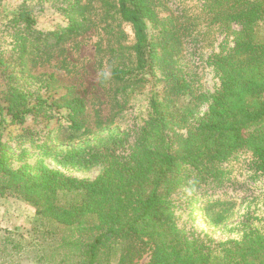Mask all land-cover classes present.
Wrapping results in <instances>:
<instances>
[{
	"label": "trees",
	"instance_id": "trees-1",
	"mask_svg": "<svg viewBox=\"0 0 264 264\" xmlns=\"http://www.w3.org/2000/svg\"><path fill=\"white\" fill-rule=\"evenodd\" d=\"M40 1L54 3L67 23L54 31L36 30L31 12L23 5L11 17L10 58L14 57L18 70L11 76L16 83L0 99V126H21L27 115L65 110L71 134L63 141L72 143L77 140L73 133L83 130V100L71 97L66 89L49 104L39 92H31L28 82L49 90L53 75L46 79L31 75L24 55L30 41L58 46L79 34L86 18L80 0ZM169 1H117L120 19L134 32L135 61L133 66L123 64L111 72L118 85L112 119L128 110L129 99L146 83L150 115L142 125L121 133L113 148L87 147L62 157L63 165L81 169L103 164L95 180L69 178L42 163L14 169L0 141V195L23 198L36 208L37 221L51 222L71 233L60 239L61 257L54 261L51 253L45 257L47 264H110L118 255L123 264L130 259L132 240H146L151 246V264H264L261 229L245 224L240 240L216 243L187 227L177 215L185 204L191 212L198 206L205 213L206 205L225 201L204 200L197 205L187 196L184 205L176 202L186 190L193 193L201 188L206 194L214 184L220 186L227 176L220 164L239 155L250 156V169L264 174V0H199L200 7L182 0L174 7ZM156 8L170 12L173 23L174 35L163 38V43L149 35L148 27L160 24ZM233 25L240 31L233 33ZM216 32L234 35L233 47H223L210 59L220 74V88L206 114L173 152L166 139L167 127L185 125L196 108L189 101L186 108L173 110L175 101L186 95L193 102L198 100L191 89L197 75L186 73L187 66L178 67V58L186 57L193 46L201 50L204 44L211 45ZM157 83H163L160 93L154 89ZM61 129L58 125L55 131ZM226 214L227 209L213 218L204 216L211 227H217L228 219Z\"/></svg>",
	"mask_w": 264,
	"mask_h": 264
},
{
	"label": "rangeland",
	"instance_id": "rangeland-1",
	"mask_svg": "<svg viewBox=\"0 0 264 264\" xmlns=\"http://www.w3.org/2000/svg\"><path fill=\"white\" fill-rule=\"evenodd\" d=\"M118 0H80L86 18L82 31L66 38L58 46L50 43L30 41L24 55L26 69L33 76L46 79L53 75L50 89L40 88L39 84H26L31 92H39L50 104L69 89L71 97L83 100L86 111L82 120L83 130L73 133L77 140L72 143L63 141V137L71 134L67 130L65 110L54 112L43 111L26 116L21 126H0V141L3 151L8 155L9 163L14 169L24 165L34 166L42 163L66 177L77 180H95L102 172L104 165L99 164L87 169L78 166H67L61 163L62 157L87 147L97 149L113 148L114 140L122 137L121 133L129 131L133 125H142L150 115L149 83L136 90L129 99V108L120 117L114 116V91L118 86L111 79L114 68L123 64L133 66L134 54L131 47L134 43V32L130 25L124 23L118 14ZM179 0H170L169 6H176ZM190 5L201 6L199 0H182ZM24 6L31 12L35 21V29L54 31L67 23L64 16L56 10L52 2L40 0H0V99L7 87L16 82L11 79L13 71H17V62L10 58L13 48V29L8 25L11 17ZM160 24L149 26V35L158 43L170 39L173 23L170 12L156 8ZM231 31H240L238 25L231 26ZM261 35H264V30ZM212 36V35H211ZM233 34L216 32L211 38V45L204 44L201 50L194 47L188 50L186 57L178 58V67H188L186 73L197 81L191 88L198 98L196 102L189 96L179 97L173 107L182 110L189 101L192 108L185 125L171 123L166 129V139L172 151L177 152L181 143L189 136V132L197 126L209 109L211 99L220 88V74L210 63L213 55L219 54L222 48L233 47ZM50 42V41H49ZM149 80V78L147 79ZM22 83V79L19 80ZM163 83L155 85V91L161 92ZM192 105V107H193ZM112 122V123H111ZM61 126V130L55 129ZM88 131L91 135H87ZM250 156L239 155L221 163L227 176L220 186L214 184L206 194L202 189H194L193 193L185 191L181 200L184 205L188 198L198 201L222 200L223 203L205 206L210 218L227 209L228 219L220 226L211 227L205 218L204 211L196 207L193 212L186 204L177 211L181 221L187 227L203 233L216 243L237 241L245 233L244 225L250 224L253 229L264 231V174L250 169ZM53 232L52 236L45 234ZM71 233L48 221H37L36 208L23 198L4 194L0 195V264H47L45 257L52 253L54 261L61 257L60 239L68 238ZM131 256L123 264H151L152 248L146 240H132ZM43 260H41V258ZM50 259V258H49ZM119 255L112 257L110 264H120Z\"/></svg>",
	"mask_w": 264,
	"mask_h": 264
}]
</instances>
